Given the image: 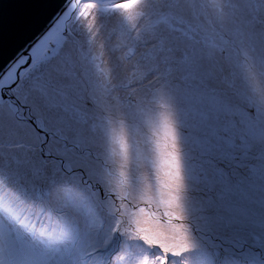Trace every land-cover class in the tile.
I'll use <instances>...</instances> for the list:
<instances>
[{
  "label": "rangeland",
  "instance_id": "obj_1",
  "mask_svg": "<svg viewBox=\"0 0 264 264\" xmlns=\"http://www.w3.org/2000/svg\"><path fill=\"white\" fill-rule=\"evenodd\" d=\"M130 1L95 0L107 6L105 10L95 11L90 9L91 4L80 3L67 31L62 30L53 37L57 42L56 50L34 64L18 85L16 105L0 104V158L7 154L10 159L13 153L14 160L20 159L18 155L22 159L33 158L24 160L27 163L22 165L23 172H31L23 179L17 177L24 181L17 179L15 185L12 184L20 190L24 200L19 198L12 203L10 186L0 183V229L17 238L21 251L15 259L21 264H97L98 261L122 264L131 255L144 259L150 256L155 245L150 242L152 238L145 239L142 232L147 225L153 228L155 222L163 224L168 231L170 226L187 228L189 232L181 235L190 234L203 242L217 264H221L225 247L232 248L238 243L247 247L256 237L264 242V231L249 232L251 227L264 228V208L259 202L253 205L252 189L255 188L240 174L264 182V172L259 170L264 167V142L261 140L264 139V63L263 66L255 63L257 54L264 56V48H257L264 47V4L253 0H180L181 5L176 0L154 1L145 8L157 14L141 22L131 20V15H126L123 7L118 6ZM185 2L189 3L186 12L183 11ZM178 7L182 13L176 12ZM219 7L221 14L216 19ZM106 13L120 16L116 26L119 36L113 43L116 49L109 64L104 63L103 54L111 45L108 41L113 32L106 37L99 53H87L82 48L85 37L80 28L82 23L87 25L88 18L94 21L98 15ZM213 16L216 21L212 20ZM134 17L144 18L136 14ZM148 38L151 40L147 41ZM68 44L72 45L70 54L65 51ZM71 54L73 62L85 61L91 71L88 69L83 77L72 74L74 79L65 74L52 77L50 65L57 64L59 59L58 69L62 67V73ZM75 65L79 66L77 62ZM69 72L74 70L70 67ZM122 73L125 77L123 96L119 90L122 83L115 80V75ZM221 76L227 77L228 86L213 81ZM82 78L86 83L84 91L93 95L75 93L71 79L81 83ZM179 97L181 101H177ZM179 105L188 106L185 112L189 113V117L180 121L175 114ZM225 107L229 112L236 110V120L227 109L222 110ZM51 108L59 109L60 114L53 116ZM24 114L37 121L40 132L26 122ZM128 115L132 120L128 121ZM168 115L175 116L174 122L163 120ZM73 121L75 126H72ZM143 125L156 126L158 135L163 130L169 131L168 134L193 136L207 151L204 154L194 151L191 155L189 147L178 145L176 148L182 149L180 154L168 145L169 141L159 137L157 140H164L165 146L150 147L148 152L132 137L136 127ZM125 126L130 127V133ZM223 129L229 130L227 138L235 142L234 147L232 144L227 147ZM87 131L89 135L85 134ZM45 133L47 138L43 136ZM85 135L99 147L86 141ZM207 140L216 143L219 149L208 147ZM109 148L113 149L110 153ZM196 150L202 151L201 148ZM26 151L31 156L25 155ZM137 154L146 157L145 160ZM95 156L102 157V169L93 164L99 162L91 158ZM115 157L128 158L131 162L145 161L149 171L160 168L161 177L176 187L158 189L157 194L144 187L143 180L142 183L139 180L131 182L121 171L112 168L120 169L116 162L121 159ZM200 157L211 158L207 166L198 162ZM95 167L98 174L93 175L91 170ZM223 167L225 170H221ZM42 169L46 170L44 177L39 173ZM2 172L4 176L0 179L14 178ZM64 177L68 185L77 182L95 198L104 213L114 218L115 224L109 231V223L107 225L104 219L100 232L94 234L97 210L90 209L86 198L77 203V213L83 215L80 227H84V231L68 235L49 227L55 223L47 220L45 214L51 213L62 221L68 213V204L74 202L73 196L66 193L68 204L63 203V208L52 203L51 189ZM216 178H220V186L213 184ZM229 181H235L238 186L229 185ZM137 187L143 194L140 199L134 193ZM196 195V208L185 206L191 204V197ZM257 197H264V187ZM32 203L37 212L41 205L42 215L29 214ZM238 212L242 217L250 214L249 219L238 218ZM32 224H36V228L29 227ZM37 226H42L40 234ZM125 231L128 235L134 232L140 236L149 250L125 249L119 245V237ZM89 234L99 235L97 245L82 250ZM101 234L106 236L103 240ZM41 236L48 241H40ZM157 255L167 258L168 264H174L175 255L167 256L163 251ZM10 258L6 254L5 259Z\"/></svg>",
  "mask_w": 264,
  "mask_h": 264
},
{
  "label": "bare ground",
  "instance_id": "obj_2",
  "mask_svg": "<svg viewBox=\"0 0 264 264\" xmlns=\"http://www.w3.org/2000/svg\"><path fill=\"white\" fill-rule=\"evenodd\" d=\"M157 2H163L166 3L168 0H156ZM177 3L180 2L181 5V1L180 0H176ZM185 7L183 8V11H189V3L185 2L184 3ZM180 7H178L176 9L177 13H182L183 12ZM120 19V16H117L116 13L113 14H103V15H98V17L92 21L90 18H88L85 23L87 25H84L82 23V25L80 26L81 30H84V37L85 39L82 42V48L85 52L87 53H92V52H96L99 53L100 50L103 48V43L104 40L106 39V37L108 35L111 34V32H113L110 35L109 41L110 42V46H108L105 50V53L103 54V60L105 64H109L112 60V56L113 53L115 51V47H113V43L116 42L117 38H118V33H116V26L117 23ZM80 28L78 29V32H80ZM147 41H150L151 39H146ZM141 42V41H140ZM142 43V42H141ZM260 50L263 47V45H260L259 47ZM72 49V45L68 44L65 47V51H67L69 54L71 52ZM74 54V53H73ZM73 54H71V56L69 58L66 59V64H65V68L63 69L62 73H60L62 67L60 69H58L59 66V59H58V63L55 65H50V74L52 77L56 78V77H62L63 74L66 75H70L72 76V79H74V75L72 74H81V76L83 77L84 72H86L88 69L90 70V66H88L86 64L85 61H75L73 62L72 56ZM257 58L255 60V63L258 66H263L264 63V56L261 57L259 54H257ZM77 62V64L79 65L78 67H76L75 63ZM82 65V66H81ZM71 67V69L74 70V72H69V68ZM225 70V74H228V71L226 68H224ZM91 71V70H90ZM59 73V74H58ZM93 73V72H92ZM124 73L122 74H116L115 75V80L116 81H120L122 84H120L119 90L122 94V96L124 95V84L122 81L125 80V77L123 76ZM71 82L73 84H75V93H78L79 95H93L90 91H84L83 87L86 86V83L84 82L85 80L82 78L81 79V83L79 81H72ZM216 83H223L225 85H229L228 79L227 77H220L217 80H213ZM65 86V85H64ZM118 90V91H119ZM151 93V91H150ZM153 95H155V92L153 93ZM34 105V104H33ZM35 106V105H34ZM116 106V105H115ZM114 106V109L117 110V107ZM37 107V106H35ZM59 109H57L55 111V109L51 108L50 111H52L53 116H55V114L59 115L60 113L57 112ZM118 114V113H117ZM148 116V115H146ZM129 120H132V116L128 115ZM59 118H57L58 120ZM165 121H168L167 118H164ZM145 124V122H143ZM120 125H122L121 123H118ZM157 124V123H156ZM72 126H75V122L73 121ZM84 126H82L83 128ZM81 128V129H82ZM125 130L127 131V133H130V127L125 126L124 127ZM158 128L156 126L154 127H147L146 125H143L141 127H136V130L132 133L133 134V138L135 141H139L142 144V149L144 150H150V147H160L163 148L166 144L165 141H169L168 145L171 146L172 149H174L175 152L177 153H182V149L181 148H176L178 145H184L189 147L188 148V153L193 155V152H197V154H204L207 151L206 146H203L202 142H197L196 139L193 136H186V135H181L179 133H175V134H168L169 131H163L161 130V135L157 134ZM73 132H75V129H73ZM88 133H90L89 131H87V135H89ZM72 136H74V134H72ZM28 137H32V135H29ZM159 137H163L165 138L164 140H157ZM75 139V137L73 138ZM142 139L145 141V144ZM152 142H149V140H152ZM85 140L88 142H92V144L95 147H99V144L95 143L92 138L88 137L85 135ZM262 143L264 142V139H261ZM209 142V146L211 148H214L215 145L213 144V142H211L210 140H207ZM35 147V145L33 146ZM52 147H55V143H52ZM147 149H145V148ZM201 148L202 151H198L196 149ZM108 152L110 153L111 151H113V149L109 148L107 149ZM149 152V151H148ZM153 152V151H151ZM70 154V153H68ZM137 156H141L139 154H137ZM18 157L20 158L19 160H22L21 156L18 155ZM25 157V155H24ZM92 159L98 160L99 162L95 161L96 166L100 167L102 169V164H101V156H95V157H91ZM111 158H114V156H111ZM115 158H119L121 159L120 162H116V164L120 167V169L116 168L115 166H112L113 169H117L118 171L122 172V175L127 176L128 180H130L131 182H135L136 180H139L140 183L143 182V186L149 188L152 192H156L157 194H159L158 189H164V188H170V186H174L176 187V185H174L170 180H166L165 178L161 177V174L163 173V171L159 168V169H154L149 171L148 170V166L145 164V161H137V162H131L130 160H128V158H120V157H115ZM143 160H145L144 158L146 157H142ZM210 157H203V158H198V162L202 165V166H207V161L210 160ZM12 162V165H11ZM10 162V167H8V174H15L17 175V173H21V178H23L24 175H27L29 172L31 171H27V172H23L22 171V167L19 166L18 164L14 163L13 161ZM115 162V161H114ZM87 163H89L87 161ZM91 165V167H93V164L89 163ZM4 161L2 158H0V168H2L4 166ZM87 169V168H86ZM96 167L91 170V173L94 174H98L96 171ZM221 170H225V167H223V169ZM260 171L264 172V167H262L261 169H259ZM2 170H0V176H2ZM40 176L44 177V174L46 173L45 169L40 170ZM137 174V176H131ZM242 176L247 177V179L251 182L252 189L254 192V195L252 196V200H253V205H255L256 203H261V207L264 208V197L263 198H259L257 197L260 193V189L261 187H264V182L258 181L259 178H249L247 174L245 173H240ZM166 175H168V173H166ZM264 175V174H263ZM11 176L9 175L8 178H10ZM134 178V179H132ZM220 179L216 178L213 181L214 185L220 186L219 184ZM57 185L54 186L51 189V195H52V203L55 207L57 208H63L64 204H68L67 203V195L66 193H69L70 195L73 196L74 202L71 204H68L69 207L66 209L68 210L67 215L65 216V218L62 221H59L57 219H55L53 217V215L51 213H46L45 214V218L47 220H54L55 226L49 224V227L51 229L55 228V232L58 231V229L61 230V232L63 234H68V235H72L74 233H76L77 230H82L84 231L85 228L84 227H80V225L83 222V215L78 214L77 213V203L79 202V200H83L84 198L87 199L88 201V205L90 207V209H96V214H97V218L95 220V228L92 230L94 231V234L96 235L97 233L100 232L101 229V225L104 221V219L106 220V223L108 225L109 223V228L108 231L114 226L115 224V220L113 217L110 216V214H106L104 213L103 209L98 207V203L95 200V198L90 195L88 192H86L77 182H73L70 185H68V182L66 180V178H59L56 181ZM229 185H232L234 187L238 186V183H236L235 181L228 182ZM10 191H12V203L16 202L19 198H21V200H24L22 197H20V190L17 187H14L13 189H9ZM8 190V191H9ZM1 191V188H0ZM187 193L192 194L191 191H189L188 189L185 190ZM134 193L137 194L136 198L140 199L141 196H143V194L140 193V191L137 188H134ZM196 194V192H195ZM192 198V203L191 204H187L185 206L189 207L190 209H195V203H197L198 201H196V199L198 198V195H196L195 197H191ZM29 200V199H28ZM30 200H34V199H30ZM64 203V204H63ZM8 207V206H7ZM35 208V204L32 203L31 205L29 204V214L31 213H35L38 216L42 215V208L41 205H39V210L38 212L34 209ZM204 209H208L207 206H203ZM8 209H11V207L9 206ZM238 218H243V219H249V215L248 217H242V213H239ZM246 227H248V225H245ZM168 231L163 224L161 223H157L155 222L154 227L152 228L151 225H147L146 230H144L142 232V234L149 238L151 237L152 240L154 238H159L162 240H172V239H177L178 241H180L181 243L185 240V238L195 244L196 247V251H206L210 254V251H207L204 247L203 242L198 241L197 239L194 238V236L189 235H181L182 233H187L189 232V230L183 226H170ZM254 232V231H264L263 229H259L257 227H251L249 232ZM105 232V231H104ZM180 234H177V233ZM106 233V232H105ZM102 236V234H101ZM100 236V237H101ZM98 236H92V234H89L88 236H86L84 243L82 244V250H86L88 249V247H94L97 245V238ZM104 237L106 236H102L101 240L104 239ZM246 241L248 243H250V240L248 239V236L245 237ZM108 240V238H107ZM105 240V241H107ZM144 241L140 236H138L136 233L132 232V234L128 235L126 234V231L123 233L122 236L119 237V241L117 242L119 245H123V247L125 249L132 247L133 250H137L138 247H142L145 248L146 251L149 250V247L144 245ZM89 243H92L91 245ZM156 247V246H155ZM133 254H135V251L133 252ZM194 255L191 252H184L182 255L176 256L174 259V264H184L183 262H185V264H193L194 261ZM143 259L142 258H138L135 255H131L130 257H128L122 264H142Z\"/></svg>",
  "mask_w": 264,
  "mask_h": 264
},
{
  "label": "water",
  "instance_id": "obj_3",
  "mask_svg": "<svg viewBox=\"0 0 264 264\" xmlns=\"http://www.w3.org/2000/svg\"><path fill=\"white\" fill-rule=\"evenodd\" d=\"M90 1L0 0V104H16L11 92L34 64L56 50L53 37L67 31L80 3ZM25 120L40 132L35 119Z\"/></svg>",
  "mask_w": 264,
  "mask_h": 264
},
{
  "label": "snow or ice",
  "instance_id": "obj_4",
  "mask_svg": "<svg viewBox=\"0 0 264 264\" xmlns=\"http://www.w3.org/2000/svg\"><path fill=\"white\" fill-rule=\"evenodd\" d=\"M253 2L264 4V0H253ZM119 6L127 9L129 12L134 8V5L129 3ZM150 242L156 247L152 249L150 256H145L142 264H168L167 258L157 255L160 251L175 256L182 255L184 252H191L195 257L193 264H217L215 256L206 251H196L197 246L186 238L182 243L175 238L172 240L154 238ZM18 245L17 238L11 234H5L0 229V264H21L20 261L15 259L21 251ZM223 251L225 255L221 264H264V242L259 237H256L255 242L250 246L246 247L244 243H238L232 248L225 247ZM6 254L11 258L6 260ZM218 255L219 253L216 254V256ZM97 264H103V262L98 261Z\"/></svg>",
  "mask_w": 264,
  "mask_h": 264
},
{
  "label": "trees",
  "instance_id": "obj_5",
  "mask_svg": "<svg viewBox=\"0 0 264 264\" xmlns=\"http://www.w3.org/2000/svg\"><path fill=\"white\" fill-rule=\"evenodd\" d=\"M102 1H106V0H102ZM154 1H156V0H132V1H130V2H128L129 4H133L134 5V8L132 9V11L131 12H129L127 9H125V8H123V11L122 12H125L126 13V15L128 14V15H131V16H129V18L131 19V20H133V21H141V22H146L145 20H148V19H150V18H152V16H154V15H156L157 13H154V12H149L148 10H146V6L147 5H151V3L152 2H154ZM86 4H91L92 6L90 7V9L91 10H93V11H95V10H97V9H99V8H101V9H103V10H105L104 8H107V6H105V5H102L101 3H97V2H95V0H92L91 2H89V3H86ZM106 5H108V4H106ZM119 6V5H118ZM110 7H112V6H110ZM120 7V6H119ZM222 7V6H221ZM115 9V8H114ZM145 9V10H144ZM221 9L222 8H220L219 7V9H218V11H217V14H216V19L220 16V14H221ZM135 14L136 15H139V16H144V18H138V17H134L135 16ZM162 14H160V16H161ZM147 18H146V17ZM158 16H159V14H158ZM216 19H215V16H213V18H212V20L214 21H216ZM209 22H210V19L208 20ZM161 21L158 19V21H157V23H160ZM177 29H179V30H181L180 28H177ZM184 32V31H183ZM77 35H78V33H77ZM55 40V39H54ZM37 64H38V62H37ZM36 64V65H37ZM28 74L26 73V75L25 76H27ZM177 101H181V97H179V99L177 100ZM187 107L188 106H182V105H179V107L178 108H175V114H176V117H177V119L180 121V120H184L186 117H189V113H186L185 111V109H187ZM227 109V107H225V108H222V110H226ZM229 110V108L227 109V112H229L228 111ZM235 110V109H234ZM230 114H231V116H232V118L234 119V120H236V116H234L237 112H236V110L234 111V112H229ZM167 119H168V121H172L173 120V122H174V120H175V116H172V115H168V117H167ZM163 120H164V118H163ZM195 120L194 119H192V122H194ZM222 134H223V137H225L226 138V140H227V147H229V145H233V147H234V145H235V142L233 141H231V140H229L227 137L229 136V130L228 129H223V131H222ZM243 144H244V142H243ZM242 143H241V145H243ZM250 144V140H249V142H248V145ZM218 146V145H217ZM216 146V143H215V149H219V147H217ZM25 155H28V156H31V153H29V152H25L24 153ZM14 158H15V153H13V156H11L10 157V159H9V157H8V155L7 154H5V155H3V161H4V164H8V166H3L1 169L2 170H4V172H6L7 174H8V167H10L11 165H12V162L11 161H13L14 163H16V164H18L19 166H21L22 167V165H24L25 163H27V162H25L24 160H26V161H28V159H33V158H31V157H27V158H23L22 160H19V159H15L14 160ZM203 158V157H202ZM10 162H11V165H10ZM169 174V173H168ZM11 176V177H14L12 180H9V179H0V183H5L6 185H9L10 186V188L11 189H13L14 188V185H15V181H17V179L18 178H21V173H17V175H15V174H8V176ZM3 176L4 175H2V178H3ZM7 176V175H6ZM1 177V176H0ZM18 177V178H17ZM21 179H23V178H21ZM218 179V178H217ZM220 179V178H219ZM19 181H24V180H20V179H18V182ZM12 184H14V185H12ZM21 194V193H20ZM55 211V210H54ZM3 212L4 213H6L7 215L9 214V212L8 211H6V210H3ZM35 222H37V221H35ZM20 226H22V224L20 223L19 224ZM33 225V224H32ZM30 226L29 225V227H31L32 229H34V228H36L35 227V225H33V226ZM29 230H32V229H30L28 226H26ZM38 228H39V230H37V233H38V231H41L42 230V226H37ZM37 228V229H38ZM37 233H36V236H37ZM38 234H40V233H38ZM40 241H42V242H47L48 240H46L45 238H43V236H41L40 237ZM167 256L169 255V254H167V253H165ZM210 254L212 255V253H211V251H210ZM173 259V258H172ZM172 261V260H171Z\"/></svg>",
  "mask_w": 264,
  "mask_h": 264
},
{
  "label": "flooded vegetation",
  "instance_id": "obj_6",
  "mask_svg": "<svg viewBox=\"0 0 264 264\" xmlns=\"http://www.w3.org/2000/svg\"><path fill=\"white\" fill-rule=\"evenodd\" d=\"M23 78H24V77H23ZM23 78L21 79V81L23 80ZM21 81H20V82H21ZM19 84H20V83H19ZM19 84H18V85H19ZM17 87H18V86H17ZM11 96H12V97L16 96V90L12 91Z\"/></svg>",
  "mask_w": 264,
  "mask_h": 264
},
{
  "label": "clouds",
  "instance_id": "obj_7",
  "mask_svg": "<svg viewBox=\"0 0 264 264\" xmlns=\"http://www.w3.org/2000/svg\"><path fill=\"white\" fill-rule=\"evenodd\" d=\"M28 73V72H27ZM23 77H25V76H23ZM24 79V78H23ZM17 89V88H16ZM12 93V92H11ZM15 97V96H14ZM18 100V99H17ZM10 104V103H9ZM16 105V104H15Z\"/></svg>",
  "mask_w": 264,
  "mask_h": 264
}]
</instances>
